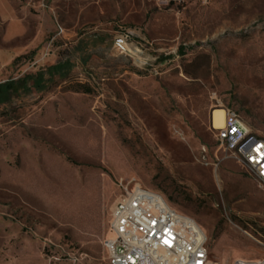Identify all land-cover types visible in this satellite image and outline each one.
I'll return each mask as SVG.
<instances>
[{
  "label": "rangeland",
  "instance_id": "374dc122",
  "mask_svg": "<svg viewBox=\"0 0 264 264\" xmlns=\"http://www.w3.org/2000/svg\"><path fill=\"white\" fill-rule=\"evenodd\" d=\"M0 53L25 80L0 104V264H108L134 185L212 260L264 259V190L208 130L224 107L264 139V0H0Z\"/></svg>",
  "mask_w": 264,
  "mask_h": 264
},
{
  "label": "built area",
  "instance_id": "2783aa9c",
  "mask_svg": "<svg viewBox=\"0 0 264 264\" xmlns=\"http://www.w3.org/2000/svg\"><path fill=\"white\" fill-rule=\"evenodd\" d=\"M158 1L179 6L187 0ZM215 108L223 110V125L213 126L211 110L208 130L218 148H224V154L234 160L242 157L247 171L264 190V143H258V136L243 119L234 118L232 109ZM235 139H242L240 156L232 154ZM103 250L108 264H221L210 258L207 237L192 218L139 185L126 189L113 206ZM231 264H264V259H234Z\"/></svg>",
  "mask_w": 264,
  "mask_h": 264
},
{
  "label": "bare ground",
  "instance_id": "6f19581e",
  "mask_svg": "<svg viewBox=\"0 0 264 264\" xmlns=\"http://www.w3.org/2000/svg\"><path fill=\"white\" fill-rule=\"evenodd\" d=\"M211 110H212V122H213V126L215 128H221L222 125H223V110L222 109H219V108H212ZM233 116H234L235 119H240L239 116H238V114L235 111H233ZM258 143H264V139L258 137ZM222 150L224 152V148H222ZM241 150H242V139H235V141L233 142V146H232V154H233V156H240ZM235 161L239 165H241L244 168H246V170H247V165H245L242 162V157H235ZM153 197H157V200H161V202H163L165 204H169L167 202V200L161 194H159L156 191H153Z\"/></svg>",
  "mask_w": 264,
  "mask_h": 264
},
{
  "label": "trees",
  "instance_id": "16d2710c",
  "mask_svg": "<svg viewBox=\"0 0 264 264\" xmlns=\"http://www.w3.org/2000/svg\"><path fill=\"white\" fill-rule=\"evenodd\" d=\"M25 80L22 79L17 82L13 81H6L0 83V104H6L9 103L12 96H14L18 90V85H20V82H24Z\"/></svg>",
  "mask_w": 264,
  "mask_h": 264
},
{
  "label": "crops",
  "instance_id": "0c3cea01",
  "mask_svg": "<svg viewBox=\"0 0 264 264\" xmlns=\"http://www.w3.org/2000/svg\"><path fill=\"white\" fill-rule=\"evenodd\" d=\"M11 60L6 54L0 53V74L10 64Z\"/></svg>",
  "mask_w": 264,
  "mask_h": 264
}]
</instances>
